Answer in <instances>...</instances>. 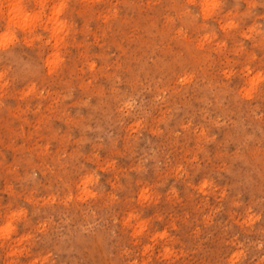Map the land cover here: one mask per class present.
<instances>
[{
    "label": "rangeland",
    "instance_id": "rangeland-1",
    "mask_svg": "<svg viewBox=\"0 0 264 264\" xmlns=\"http://www.w3.org/2000/svg\"><path fill=\"white\" fill-rule=\"evenodd\" d=\"M0 264H264V0H0Z\"/></svg>",
    "mask_w": 264,
    "mask_h": 264
},
{
    "label": "bare ground",
    "instance_id": "bare-ground-1",
    "mask_svg": "<svg viewBox=\"0 0 264 264\" xmlns=\"http://www.w3.org/2000/svg\"><path fill=\"white\" fill-rule=\"evenodd\" d=\"M36 2H37V1H36ZM17 4H18V3H17ZM19 7H20V6H19ZM20 8H21V7H20ZM204 10L206 11L207 9H204ZM209 10H210V8H209ZM209 10H207V12H208ZM19 11H20V10H19ZM211 11H212V9H211ZM207 15H208V14H207ZM14 18H15V17H14ZM8 21H9V20H8ZM9 22H10V21H9ZM24 27H25V26H24ZM54 27L57 28L58 30L61 28V27H60V28H59V27H56V25H55ZM54 27H53V28H54ZM53 28H52V31H53ZM55 28H54V31H55ZM57 29H56V31H57ZM57 32H58V31H57ZM60 32H61V31H60ZM53 33H54V32H53ZM53 33H52V34H53ZM54 34H55V33H54ZM56 34H57V33H56ZM55 36H56V35H55ZM56 39H57V37L54 39L55 43H56ZM57 41H58V40H57Z\"/></svg>",
    "mask_w": 264,
    "mask_h": 264
}]
</instances>
